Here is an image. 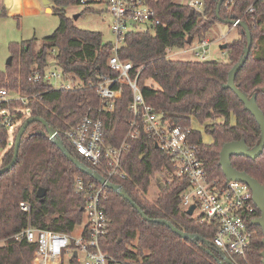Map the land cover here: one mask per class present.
I'll return each mask as SVG.
<instances>
[{
	"label": "trees",
	"instance_id": "1",
	"mask_svg": "<svg viewBox=\"0 0 264 264\" xmlns=\"http://www.w3.org/2000/svg\"><path fill=\"white\" fill-rule=\"evenodd\" d=\"M49 1L53 12L60 15L59 27L39 46L34 39L11 47L12 62L7 65L6 72L0 71V90L5 88L23 95L39 94L29 105L31 117L44 119L60 133L75 157L101 174L100 169L92 167L64 136L66 131L82 121L86 113L101 108L97 90L90 87L56 90L44 80L33 82L31 77L35 68L41 72L46 69L51 55L64 71L85 85L91 81L100 82L102 76L115 77L117 73L109 67L112 44L104 42L100 32L81 29L67 16L66 9L79 5L80 0ZM145 1L162 22L168 24V28L159 26L147 32H130L124 43L127 49L119 51V57L133 64L134 77L153 62L164 64L165 69L168 67L174 72L171 75L172 91L176 80H180L177 84L179 90L176 87L174 92L175 105L159 107L146 101L176 124L192 126V120H196L204 126L212 142L205 143L202 133L196 130L192 141L200 149L209 177L225 182L219 165L223 146L245 139L252 148L261 136L256 119L245 110L232 90L223 88L230 70L243 55L246 33L242 26H236L239 37L228 44L225 64L173 63L168 59L169 50L189 47L195 38L206 37L221 22L216 16L220 0H203L204 11L194 15H191L192 9L188 5L179 4L176 0ZM230 1L225 0L222 4L221 17L245 22L253 39L249 58L235 83L244 93L250 96L257 94V103L264 113V0H233L234 4L228 5ZM251 7L253 12H249ZM85 8V12L94 10ZM5 15V11L0 13V16ZM189 39H192L190 44ZM129 102L130 94L126 89L123 98L117 100L111 110L101 114L106 146L116 147L125 140L131 119ZM37 124L42 128L40 123ZM37 131L24 134L16 165L0 176V241H4L0 247V264H33L37 244L26 239H12L13 235L28 227L71 234L84 222V200L75 194L73 182L77 176L92 182L95 180L82 174L48 136ZM129 145L121 163L125 177L112 178L111 182L122 186L149 218L168 220L180 230L198 234L212 243L216 228L201 224L199 219L188 215L187 210L181 207L182 193L188 189V182L176 178H166L164 183L158 179L155 181L157 176L171 171L170 157L148 138L142 137ZM13 156L14 145L7 150L0 169L7 166ZM232 164L264 185V151L255 160L234 156ZM154 188H158V194L149 198ZM40 189L46 190L43 201L37 195ZM107 192L104 210L109 219V232L102 241V248L110 256V264H218L216 258L221 257L215 249L214 257L202 243L182 239L164 225L145 221L127 200L112 190L107 189ZM23 202L30 206L29 212L21 209ZM260 215L257 210L254 218ZM249 227L255 232L251 245L246 258L232 257L235 264H263L262 229L251 222Z\"/></svg>",
	"mask_w": 264,
	"mask_h": 264
},
{
	"label": "built area",
	"instance_id": "2",
	"mask_svg": "<svg viewBox=\"0 0 264 264\" xmlns=\"http://www.w3.org/2000/svg\"><path fill=\"white\" fill-rule=\"evenodd\" d=\"M101 3L107 4V11L113 19L111 28L115 44H112L109 67L117 75L102 76L100 82L91 81L85 85L64 71L53 55L43 72L34 69L31 80H44L56 90L95 88L101 98V108L86 113L77 126L64 133L77 153L92 167H98L101 175L111 181L112 178L125 177L121 163L130 142L142 137L153 140L157 148L170 157L172 169L166 173L167 178L188 182V189L182 193L181 207L188 211L195 206L193 217L201 224L216 228L212 242L216 250L231 259L246 258L255 234L249 222L252 224L256 219L254 216L258 210L252 190L243 182L211 179L200 149L192 141L193 127L174 123L163 111L148 103L137 85L141 71L131 77L133 64L119 57V46L125 43L130 32H147L159 26L168 28V24L162 22L145 0H80L79 5L91 7ZM233 4V0L228 2V5ZM186 5L194 13L204 11L203 0H189ZM253 10L251 7L249 12ZM239 23L237 19L233 27ZM213 42L208 37L198 38L190 45V51L196 59L206 61L211 56ZM57 67L61 70L59 73L55 71ZM66 77H71L69 83ZM126 89L130 94L128 109L131 114L128 134L119 146H106L101 114L111 110L114 103L123 98ZM38 97L39 94L23 95L5 88L0 90V159L3 160L7 150L15 144L22 124L31 118L29 105ZM73 190L84 200V222L75 232L67 234L28 227L12 236L17 241L26 239L37 244L33 264H65L66 259L68 264H81V255L83 264H110L111 258L102 248V241L109 232V219L104 210L108 200L107 189L77 176ZM20 206L23 211H30L28 204L23 202ZM3 245L4 241H0V247Z\"/></svg>",
	"mask_w": 264,
	"mask_h": 264
},
{
	"label": "rangeland",
	"instance_id": "3",
	"mask_svg": "<svg viewBox=\"0 0 264 264\" xmlns=\"http://www.w3.org/2000/svg\"><path fill=\"white\" fill-rule=\"evenodd\" d=\"M179 4H187L189 0H176ZM51 6L44 5L43 0H0V13L5 11V16H0V71H7V61L12 56L11 47L15 44L22 43L29 40H37L39 46L45 38L50 37L60 25V15L57 11H48ZM94 9L90 12H85V6L74 5L66 9L68 17L72 18L75 24L84 30L97 31L102 34L103 40L106 43L115 44V35L113 34L111 25L113 22L112 16L107 11V4H94ZM213 42L211 47V56L206 61L196 59L195 55L190 51V46L184 49L172 50L168 53V59L173 63H191L196 65H214L227 63L228 53L227 49L223 50L221 47L224 44H230L238 39L239 31L237 27L230 24L219 22L207 34ZM198 38H195L197 40ZM194 40V41H195ZM125 44L119 46V50H126ZM53 55L49 57L52 59ZM217 63V64H216ZM50 70V69H48ZM54 70V69H53ZM58 73L61 71L59 67L55 69ZM156 71L159 72L156 74ZM169 68L165 69L164 64L150 63L142 69L140 79L137 85L140 88L144 98L158 105L159 107H168L175 105L174 99L177 84L180 80L175 82V89L173 88V75ZM159 74V76H158ZM131 77L134 73H130ZM71 77H66V82L69 83ZM127 83H129L127 81ZM54 84V83H53ZM148 87V88H147ZM179 90V87H177ZM218 121H222L219 119ZM234 123V119H233ZM192 127L196 131H200L203 135L205 143H211L212 137L204 130V126L196 120H192ZM41 129L37 123L29 126L26 134H30L35 130ZM15 145V144H14ZM2 159H0V167ZM168 176L161 174L155 178V181L166 182ZM158 188H154L148 195L149 198L156 197ZM79 228V226L77 227ZM82 255L80 257L81 264ZM65 264H68L66 259Z\"/></svg>",
	"mask_w": 264,
	"mask_h": 264
},
{
	"label": "water",
	"instance_id": "4",
	"mask_svg": "<svg viewBox=\"0 0 264 264\" xmlns=\"http://www.w3.org/2000/svg\"><path fill=\"white\" fill-rule=\"evenodd\" d=\"M225 0H220L217 8H216V16L217 18L223 22L230 25H234L236 23V20L234 19H223L220 15L221 6L224 3ZM44 5L50 6L49 0H43ZM48 11H52L50 8H48ZM191 15H194V11H191ZM243 27L246 37H247V44L244 48L243 55L241 56L240 60L232 67L228 74V81L223 85V88L226 90H232L236 96L239 98V100L244 104L245 110L250 112L252 116L256 119L260 130H261V136L259 142L254 147H249L246 143L245 139H242L240 141H232L226 143L220 153V161L219 165L222 168V171L224 173V176L227 180V182L230 181H238L243 182L247 184L250 189L253 192V198L254 202L260 211L261 215L260 217L254 219L252 221V224L260 227L263 232L264 236V185H262L258 180L250 176L248 173L239 171L236 168H234L232 164V157L236 156H242L249 159H257L264 151V113L260 109L258 103H257V94L254 95H248L244 93L235 83L236 77L239 73V71L243 68L245 65L247 59L249 58L252 45H253V39L252 34L250 31V28L245 22H241L238 24ZM192 39H189V44L191 43ZM227 44L222 45V49H227ZM12 62V57H10L7 61V65H10ZM264 90V89H263ZM34 123H40L41 129L37 131L38 134H41L43 136H48L51 141L60 149V151L65 155V157L72 162L76 168L82 173L89 177H91L95 182H97L100 185H103L106 189L112 190L115 193H117L119 196L127 200L136 210L137 212L144 218L145 221L151 223V224H159L164 225L167 228H169L174 234L181 237L182 239L191 241L195 244L202 243L206 247V251L215 257V254L213 253L214 246L213 244L204 239L202 236L198 234H190L186 233L179 228H177L172 222L165 220V219H151L148 216H146L142 210L138 207V205L132 200V198L128 195V193L125 191V189L120 186L112 183L111 181H108L105 177H103L99 172L94 170L93 168L87 166L85 163L80 161L77 157H75L69 149L66 147L64 141L61 138L60 133L51 127L44 119L40 117H31L27 119L21 126L14 145V156L12 161L5 167L0 169V176L4 173L10 171L17 163L19 151L22 143V138L24 134L26 133L27 129L30 125ZM157 147V146H156ZM46 194V190L40 189L37 193L38 197L43 201L44 196ZM195 210V206H192L188 211L187 214L192 216ZM262 244L264 246V238L262 240ZM216 250V249H215ZM217 254L220 255L221 259L216 258L218 264H235L234 261L229 258L227 255H224L220 251L216 250ZM262 262L264 264V251L262 252Z\"/></svg>",
	"mask_w": 264,
	"mask_h": 264
},
{
	"label": "crops",
	"instance_id": "5",
	"mask_svg": "<svg viewBox=\"0 0 264 264\" xmlns=\"http://www.w3.org/2000/svg\"><path fill=\"white\" fill-rule=\"evenodd\" d=\"M184 5H186V4H184ZM50 6H51V2H50ZM92 6H93V5H92ZM92 6H91V7H92ZM171 51H172V50H170V52H171Z\"/></svg>",
	"mask_w": 264,
	"mask_h": 264
}]
</instances>
